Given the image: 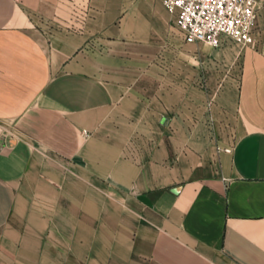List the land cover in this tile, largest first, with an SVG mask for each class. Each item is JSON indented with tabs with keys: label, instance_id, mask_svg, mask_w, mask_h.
<instances>
[{
	"label": "crops",
	"instance_id": "0c3cea01",
	"mask_svg": "<svg viewBox=\"0 0 264 264\" xmlns=\"http://www.w3.org/2000/svg\"><path fill=\"white\" fill-rule=\"evenodd\" d=\"M255 1L212 46L162 0H0V264H264ZM30 197L43 253L5 236Z\"/></svg>",
	"mask_w": 264,
	"mask_h": 264
},
{
	"label": "built area",
	"instance_id": "2783aa9c",
	"mask_svg": "<svg viewBox=\"0 0 264 264\" xmlns=\"http://www.w3.org/2000/svg\"><path fill=\"white\" fill-rule=\"evenodd\" d=\"M173 24L188 42L218 46L231 40L251 45L257 15L255 0H162ZM87 134V131L84 130ZM229 150L230 148H226Z\"/></svg>",
	"mask_w": 264,
	"mask_h": 264
},
{
	"label": "rangeland",
	"instance_id": "374dc122",
	"mask_svg": "<svg viewBox=\"0 0 264 264\" xmlns=\"http://www.w3.org/2000/svg\"><path fill=\"white\" fill-rule=\"evenodd\" d=\"M254 31V30H253ZM57 160V159H56ZM59 167V165H57ZM44 205H43V199L42 197H30L26 198L24 204L21 203L19 206V209L15 210V213L13 214V217L11 221H9L8 230L9 235L7 236L6 240H12V238L15 239V236L19 237L18 240L20 241V244L22 241H24L26 238L28 240L33 241V236H36L38 240L40 239L41 244H37L35 246V251L43 253L44 245L42 244L43 237L45 236L43 228L40 226L43 225V218H44ZM35 216V219H34ZM35 220V221H34ZM30 226H34V228H30ZM40 227V228H37ZM7 232V231H6ZM17 239V238H16ZM17 244L16 247L22 249L25 248V251H28L27 245H20ZM8 248L11 246L10 244H7ZM5 245V249L7 247ZM34 246V245H29ZM57 249H60L59 245L56 246ZM111 248L110 254L112 257L115 255L114 253V246H101V249H103L105 252H107L105 249ZM19 249V250H20ZM134 263V262H133ZM129 264V262L127 263Z\"/></svg>",
	"mask_w": 264,
	"mask_h": 264
}]
</instances>
